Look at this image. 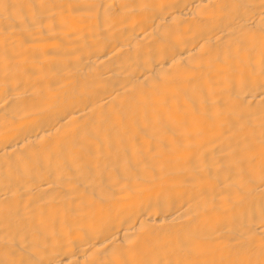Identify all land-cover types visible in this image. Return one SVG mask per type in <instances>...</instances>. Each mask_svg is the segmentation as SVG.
Instances as JSON below:
<instances>
[{"label": "bare ground", "instance_id": "obj_1", "mask_svg": "<svg viewBox=\"0 0 264 264\" xmlns=\"http://www.w3.org/2000/svg\"><path fill=\"white\" fill-rule=\"evenodd\" d=\"M0 264H264V0H0Z\"/></svg>", "mask_w": 264, "mask_h": 264}]
</instances>
